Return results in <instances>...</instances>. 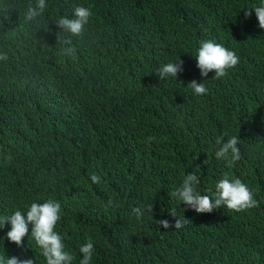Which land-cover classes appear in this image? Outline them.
Here are the masks:
<instances>
[{
	"label": "trees",
	"instance_id": "trees-1",
	"mask_svg": "<svg viewBox=\"0 0 264 264\" xmlns=\"http://www.w3.org/2000/svg\"><path fill=\"white\" fill-rule=\"evenodd\" d=\"M258 2L45 0L30 18L38 0H0V215L59 201L72 264L89 239L92 264H264V29L245 17ZM79 6L87 23L65 31ZM204 39L240 57L222 78L201 76L192 54ZM171 60L181 71L161 77ZM206 79L194 96L188 84ZM231 135L229 164L215 153ZM189 173L210 196L239 178L256 204L196 212L172 196ZM10 228L0 257L46 264L31 229L17 244Z\"/></svg>",
	"mask_w": 264,
	"mask_h": 264
},
{
	"label": "clouds",
	"instance_id": "clouds-1",
	"mask_svg": "<svg viewBox=\"0 0 264 264\" xmlns=\"http://www.w3.org/2000/svg\"><path fill=\"white\" fill-rule=\"evenodd\" d=\"M44 7L45 0H38V7L29 9V17L39 15ZM253 11L259 27L264 29V0H259L257 4L249 7L248 11L245 12V17L251 16ZM91 14L89 8L79 6L75 9V19L62 17L59 24L65 31L78 34ZM192 55L195 57L197 67L204 78L208 77L209 72H214L213 77L217 79L222 78L240 60L233 49L215 39L201 40ZM157 71L161 77L176 79L177 73L181 71V66L176 60H171L163 63ZM206 81L207 79L203 83H198L196 80H192L188 84L194 96H201L209 91ZM238 142L239 137L237 135L229 136L226 141L223 137L217 138L216 143L219 148L215 153L216 156L231 164L239 158ZM91 179L96 182L101 177L93 174ZM198 183L197 176L189 173L184 177L182 187L176 189L172 196L199 213L211 212L215 207L221 205H226L229 209L239 210L253 207L256 204L253 191L239 178L229 179L225 175L217 182L216 191L212 192L211 196L201 195L196 191ZM104 200L101 201L104 203ZM149 207L151 206L149 205ZM137 211L140 210L137 209ZM60 220L61 203L59 201L48 199L41 203L39 200H33L24 207L16 209L10 216L0 215V227L5 226L6 222H10L11 228L6 235L8 239L17 244L22 242L23 237L31 229V236L40 247L46 264H72L75 255L67 249L61 232L57 230ZM160 223L165 227L168 226L167 220H161ZM180 226V222L177 221L176 227ZM79 252L83 254L79 264H92L94 246L91 239L79 245ZM0 264H34V262L32 259L20 260L13 256L11 258L0 257Z\"/></svg>",
	"mask_w": 264,
	"mask_h": 264
}]
</instances>
